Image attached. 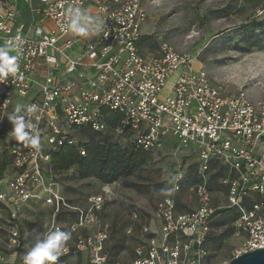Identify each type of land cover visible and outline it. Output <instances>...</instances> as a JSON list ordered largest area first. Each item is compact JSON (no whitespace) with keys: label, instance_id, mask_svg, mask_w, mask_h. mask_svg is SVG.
<instances>
[{"label":"built area","instance_id":"obj_1","mask_svg":"<svg viewBox=\"0 0 264 264\" xmlns=\"http://www.w3.org/2000/svg\"><path fill=\"white\" fill-rule=\"evenodd\" d=\"M38 1L0 0V46H19L10 52L18 57V72L0 83V114L12 113L17 103L39 106L30 118L40 137L38 150L10 137L6 116L0 123V152L9 154L12 167L0 179V202L12 218L19 219L26 202L43 200L52 207L47 232L72 233L61 256L87 251L91 264H109L104 244L110 226L98 214L116 182L90 196L85 207L70 204L55 187L53 156L70 145L85 156L77 135L83 129L117 136L147 153L171 140L181 153L174 181L155 208L145 214L136 204L128 211L132 223L126 232L138 241L133 264H210L212 252L204 243L223 209L238 213L234 225L243 235L233 256L263 248L264 98L195 70L187 54L167 43L144 51L148 11L141 0ZM71 6L85 9L100 31L72 34L66 16ZM190 165L188 191L196 205L183 210L178 197ZM64 210H73L75 219L61 221ZM18 228L16 222L13 245L20 242Z\"/></svg>","mask_w":264,"mask_h":264},{"label":"rangeland","instance_id":"obj_2","mask_svg":"<svg viewBox=\"0 0 264 264\" xmlns=\"http://www.w3.org/2000/svg\"><path fill=\"white\" fill-rule=\"evenodd\" d=\"M148 11L142 28L144 51L155 52L167 43L187 54L195 70L207 73L234 89H245L254 98H264V0H141ZM169 85L163 91L166 94ZM84 144L115 142L126 147L125 142L111 134L91 137L89 130L77 133ZM181 153L173 141L148 153L147 161L125 179L113 185L114 194L105 202L98 218L103 226L109 224L108 238L104 244L109 264H133L137 239L126 232L132 223L129 209L138 205L150 213L161 198L168 193L174 181L177 161ZM12 171L9 154L0 152V179L8 178ZM193 167L186 172L185 182L178 197L180 209L196 205L188 191L193 182ZM55 187L72 205L85 207L88 198L102 191L107 184L95 177L81 178L76 166L56 171ZM217 214L213 220L215 232L209 236L207 247L212 252L210 264H225L241 248L243 235L238 233L234 220ZM52 207L43 200L26 202L14 220L7 205L0 202V264H23L26 250L37 233L47 232ZM61 221L76 217L73 210L58 215ZM151 222L150 216L147 217ZM19 225V244L13 245L14 224ZM154 225V224H153ZM159 230V226H154ZM15 257L12 260V257ZM57 264H91L89 252H78L59 257Z\"/></svg>","mask_w":264,"mask_h":264},{"label":"clouds","instance_id":"obj_3","mask_svg":"<svg viewBox=\"0 0 264 264\" xmlns=\"http://www.w3.org/2000/svg\"><path fill=\"white\" fill-rule=\"evenodd\" d=\"M67 26L72 34L79 37H88L100 31V24L90 17L86 10L79 6H71L66 11ZM18 45L7 43L0 46V83L7 82L10 76L18 72V57L11 55L13 48ZM39 111L35 103L14 106L10 114H0V123L5 116L11 124L10 137L22 146L39 149L40 137L34 126L30 123L33 114ZM72 238L70 231H62L59 228L44 233H37L32 244L24 253L23 264H57L63 254L65 245ZM14 256L12 260H14Z\"/></svg>","mask_w":264,"mask_h":264},{"label":"trees","instance_id":"obj_4","mask_svg":"<svg viewBox=\"0 0 264 264\" xmlns=\"http://www.w3.org/2000/svg\"><path fill=\"white\" fill-rule=\"evenodd\" d=\"M90 133L91 137L97 135L95 132L90 131ZM83 145L86 149L85 156L81 155L78 147L74 145L58 150L52 160L54 170L61 171L76 166L81 178L95 177L108 184L127 178L147 161V152L130 146L123 147L119 143L89 141ZM221 175L220 170L214 178L217 179ZM221 213H223L222 217L234 221L238 218V213L234 209H223L217 212V214ZM208 238L204 243L206 249H208Z\"/></svg>","mask_w":264,"mask_h":264},{"label":"water","instance_id":"obj_5","mask_svg":"<svg viewBox=\"0 0 264 264\" xmlns=\"http://www.w3.org/2000/svg\"><path fill=\"white\" fill-rule=\"evenodd\" d=\"M225 264H264V247L233 256Z\"/></svg>","mask_w":264,"mask_h":264},{"label":"crops","instance_id":"obj_6","mask_svg":"<svg viewBox=\"0 0 264 264\" xmlns=\"http://www.w3.org/2000/svg\"><path fill=\"white\" fill-rule=\"evenodd\" d=\"M38 0H35V4H38ZM23 15L26 17V18H28L29 19V17H30V12H28V10H24V12H23ZM80 44L76 47V50L75 51H79V48H80ZM184 210V209H183ZM155 224V223H154ZM156 224H157V222H156ZM82 252H86V251H82Z\"/></svg>","mask_w":264,"mask_h":264}]
</instances>
